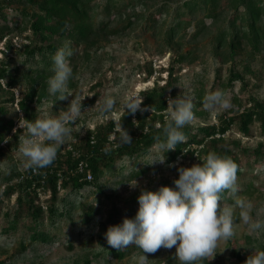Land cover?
<instances>
[{
  "label": "trees",
  "instance_id": "trees-1",
  "mask_svg": "<svg viewBox=\"0 0 264 264\" xmlns=\"http://www.w3.org/2000/svg\"><path fill=\"white\" fill-rule=\"evenodd\" d=\"M137 7L141 9L135 12ZM11 11H16L18 16L11 18ZM135 23H140L145 31L152 32L156 45L161 44L163 49L171 51L166 80L162 85L156 82L142 91L141 109L134 113L126 111L125 114L123 110L117 121L110 119L87 129L78 142L70 145L63 155L57 154L49 166L36 172L30 168L23 171L12 168L2 192L9 196L16 191L19 208L12 214L4 212L6 219L2 223L1 233L11 235L10 232L16 230L20 210L25 206L28 222L19 234L16 231L12 233L19 236L18 249L25 248L24 238L29 243L53 240L56 236L45 229V222L53 224L55 220L65 217L71 219V225H75L72 211L76 205L80 206L77 219L84 226L89 225L97 208L84 202L72 204L69 198L71 193L79 192L86 185H93L96 190L102 191L101 180H106L108 176L119 175L121 177L117 183H122L140 176L146 170L133 166L124 175L122 160H131L147 152L151 146L157 145L155 137L163 139L167 101L169 97L177 95L174 68L202 58L198 54L202 38H205V44L210 45L211 55L218 64L214 79L222 92L228 90L231 93V106L217 116L215 123L196 127L186 124L182 131L187 141L177 145L174 150H167L164 163H171L180 156L192 158L194 154L202 158L207 152L215 151L233 159L238 165L239 177L244 165L246 171H253L264 159L261 142L249 149L238 140L225 139L226 131L235 123L237 129L246 135L251 124L257 121L260 132L264 134V99L248 94L242 104L239 93L233 92L236 81L240 84L239 90H242L246 86L247 75H259V71L253 68L254 61L264 62V0H0V40L4 38L5 44L2 52L13 47L12 36H9L11 32L30 31L19 45L18 51L22 50L23 53L17 66L10 67L11 62L5 56L0 58V93L6 95L5 99L0 100V154L9 147L5 143H12L11 148L19 143L22 129L16 126V121L20 119L25 123L36 119L40 114L38 106L44 102L54 101L52 107L55 109L67 107L70 98L55 100L47 90L48 79L53 74L52 55L58 47H66L72 52L67 57L73 69L68 90L75 96L80 94L76 80L80 69L98 58V51L105 41L111 36L123 34ZM224 66L225 79L222 78ZM151 72L150 67L148 74ZM15 89L18 91L16 96ZM192 91L196 104L205 103L202 86H193ZM14 103L21 116L17 111H11ZM195 114L204 115L200 110ZM119 124L127 130L132 141L117 144L105 153L102 148L109 143L111 134L118 136L115 130ZM112 143L116 144V141ZM79 162L85 164L83 173L78 171ZM85 171L91 174L90 180L86 179ZM239 183L242 185L240 193L250 195L255 190L251 181ZM40 187L49 190L45 207L35 203L34 198ZM67 188L68 192L59 199V190ZM228 192L230 190L221 193L226 202H230ZM138 193L130 194L123 201L124 206L112 201L106 218L98 223L96 239L107 248V254L115 261H121L128 255L141 254L135 245L125 249L112 248L104 236L108 225L119 223L124 216H134L138 207ZM106 197L111 199V196ZM68 246L71 247V243ZM258 249H264V244ZM247 256L234 249L228 258L235 260V264H244ZM218 261L204 259L197 264ZM84 263L90 264V260L86 259Z\"/></svg>",
  "mask_w": 264,
  "mask_h": 264
},
{
  "label": "rangeland",
  "instance_id": "rangeland-1",
  "mask_svg": "<svg viewBox=\"0 0 264 264\" xmlns=\"http://www.w3.org/2000/svg\"><path fill=\"white\" fill-rule=\"evenodd\" d=\"M137 7L134 11L140 10ZM132 12V11H131ZM16 11H11L10 16L17 17ZM121 23V22H120ZM15 31V30H13ZM29 30L20 33L11 32V42L13 47L11 50L2 52L5 48L4 38L0 40V58L6 57L10 60V67L17 66L22 60L23 51L19 50V45L25 41V35L29 34ZM205 38L200 41V51L198 54L202 58L196 59L192 64L176 65L174 68L173 78L177 95L190 99L193 103L194 118L189 125L196 127L202 124H211L217 121V116L231 106L230 91L223 92L228 100L226 107L216 106L214 108L205 107L195 103V95L192 91L193 86H202L204 90V98L206 95L215 90H220L217 81L214 79V70L218 64L214 61L210 45L205 44ZM157 48V49H156ZM171 51L163 49L161 44L156 45V39L151 31H145L140 23H135L121 35L111 36L105 41L103 47L98 51V58L94 59L89 66H83L76 75L80 94L84 96L82 100L81 116L72 124L71 134L66 138L65 144L58 149L57 154L63 155L65 150L79 141L87 129H92L98 124H104L110 119L118 120L123 108L120 101L123 97L130 93H138L142 97V91L152 87L154 83L162 85L167 78V67ZM253 68L259 71L258 76L247 75L245 77L246 86L239 90L240 84L235 82L233 92L239 93L241 102L244 104L247 95L251 94L259 99H264V62L256 60L252 63ZM151 67L152 72L148 74V69ZM222 78H226V68L223 67ZM68 90V89H67ZM69 91V90H68ZM71 92V91H69ZM18 91L15 89V96ZM106 95H112L117 98L111 113L101 114L97 111V105ZM6 95L0 93V100L5 99ZM71 99V96H67ZM171 98V97H169ZM70 99L68 101H70ZM9 104V103H8ZM51 104L44 102L38 106L40 112L46 105ZM65 106V105H64ZM142 108V107H141ZM66 108L55 109L52 107V114L58 115ZM197 110L204 113L203 116L195 114ZM12 112L18 111L15 103L11 109ZM167 114V110H166ZM18 117V116H16ZM24 124L23 120L16 121V126L20 127ZM14 126V128L16 127ZM13 128V129H14ZM22 129L21 135L25 129ZM112 135V134H111ZM110 135V136H111ZM227 141L238 140L242 146H247L253 149L258 143H262L264 151V134L260 132L258 122L251 124L249 133L243 135L238 129L236 123L233 124L225 133ZM12 144V143H11ZM11 144H6L8 148L3 154H0V264H85L86 259L90 260V264H137V259L140 254L125 256L121 261H115L107 254V248L96 239L98 223L106 218L112 201H116L118 206H124L123 201L127 199L133 192H139L141 188L157 189L160 185H168L174 187L173 180L178 176L177 167L191 166L194 163H199V158L194 154L192 158L178 157L171 163H154L148 164L152 158H159L162 155L161 150L157 145L151 146L147 152L134 158H124L123 174L127 175L131 167L146 169L140 176L134 178L137 185L132 187L129 183H134L135 180L124 181L117 183L121 176H108L107 179H102V191L95 189L93 185H86L77 193H71L69 196L72 204L84 202L93 204L97 208L95 217L90 221L89 225L84 226L77 219L80 206L72 211L73 221L75 225H71V219L65 217L55 220L53 224L45 222V229L56 237L47 242L29 243L27 238H24V249H18L19 236L13 235L16 231L19 234L25 223L28 222L29 216L24 206L20 210V219L15 231H11V235L1 233V226L4 222L5 211L11 214L19 208L16 204V194L14 191L9 196L2 192L6 185V178L11 173L12 168L23 171L25 158L20 152V139L17 147L11 148ZM169 164L173 166H169ZM260 165L256 166L253 171H246L245 165L242 173L237 177L235 187L236 191L228 192L230 202H226L224 197H221V208L224 206L232 207L234 210V235L228 240H220L217 252L213 260H219L212 264H235V260L229 259L228 256L232 251L239 250L243 254L248 255L254 253L260 245L264 244V229L251 230L249 224H245L239 216L241 209L236 206L237 199H245L252 204L250 216L253 220L264 222V159L260 160ZM15 180V179H14ZM13 179L11 181H14ZM243 181H251L255 190L250 194L240 193ZM48 188L40 187L37 189V196L34 198L35 203L43 202L49 196ZM67 189H60L58 198L68 192ZM111 196V199L106 197ZM223 203L225 205H223ZM71 243V247L68 244ZM175 248L160 247L154 253H146L148 260L146 264H168L180 262L175 258ZM210 261V260H209Z\"/></svg>",
  "mask_w": 264,
  "mask_h": 264
},
{
  "label": "clouds",
  "instance_id": "clouds-1",
  "mask_svg": "<svg viewBox=\"0 0 264 264\" xmlns=\"http://www.w3.org/2000/svg\"><path fill=\"white\" fill-rule=\"evenodd\" d=\"M72 52L66 47H58L52 55L53 74L48 79V92L56 99H71L65 110L58 115L52 114V104L46 105L34 120L23 125L24 134L20 137V152L25 158V169L34 171L45 168L56 159L58 149L71 134L70 124L80 116L84 96H73L68 83L73 69L67 59ZM142 97L130 93L120 101L125 112L134 113L141 109ZM117 98L106 95L97 105L101 114L111 113ZM228 100L221 90L209 92L205 97V107H226ZM194 118L193 103L182 96L171 97L167 101V115L162 128L163 139L155 137L162 152L159 158H152L148 164L165 162L164 153L174 150L177 145L187 141L182 131ZM119 134L109 136V143L102 151L110 152L120 143H130L132 138L119 124L115 130ZM112 141H116L113 144ZM199 163L177 167L178 176L174 187L160 185L155 190L141 188L138 193V207L134 216L121 218L119 223L107 226L104 236L107 244L115 249H125L135 245L140 249L137 264H146V253H154L160 247L175 248V258L180 264H197L204 259L211 260L217 252L218 242L228 240L234 235V210L221 208V193L225 190L235 192L238 165L231 157L222 156L215 151L207 152ZM169 166H173L169 164ZM135 180V179H134ZM135 187L137 181L129 183ZM241 209L240 219L250 225L251 230L264 229V222L253 220L250 216L252 204L245 199L235 201ZM244 264H264V249L249 253Z\"/></svg>",
  "mask_w": 264,
  "mask_h": 264
},
{
  "label": "built area",
  "instance_id": "built-area-1",
  "mask_svg": "<svg viewBox=\"0 0 264 264\" xmlns=\"http://www.w3.org/2000/svg\"><path fill=\"white\" fill-rule=\"evenodd\" d=\"M85 164L83 163V162H79V165H78V171L79 172H84V169H83V167H85L84 166ZM32 171L33 172H36V171H34L33 169H32ZM85 177H86V179H88V180H90L91 179V174L89 173V171H85ZM48 192H49V190H47ZM40 204L43 206V207H45L44 206V203L43 202H40Z\"/></svg>",
  "mask_w": 264,
  "mask_h": 264
}]
</instances>
